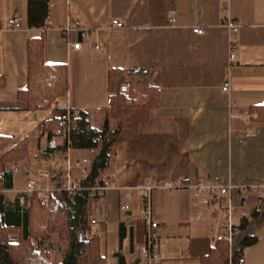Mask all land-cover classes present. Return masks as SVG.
Segmentation results:
<instances>
[{"label":"crops","instance_id":"obj_1","mask_svg":"<svg viewBox=\"0 0 264 264\" xmlns=\"http://www.w3.org/2000/svg\"><path fill=\"white\" fill-rule=\"evenodd\" d=\"M49 1L51 27L44 58L48 64L67 65L68 92L51 104L44 99L41 108L30 111L16 93L28 82V39L38 37L41 30L27 25L28 0H0V77L5 80L0 88V134L13 142L27 137L32 151L29 159L10 162L19 172L5 194L29 188L31 178L51 170L56 162L88 158L92 163L94 151L72 149L67 132L50 138L41 135L39 125L68 110H83L96 125L103 124L97 113L109 103L110 70L145 68L149 82L160 89V102L153 108H132L131 117L127 112L112 161L103 172L114 187L97 194L91 217L96 223L88 224L100 239L102 255L108 264H119L117 252L125 256L126 264L139 262L136 222L142 191H133L139 207L132 204L125 211L121 204L127 199L126 189L144 180L172 186L156 189H177L167 195L172 197L167 203L151 192L152 218L158 225L168 221L167 209L175 211L179 224H190L194 200L180 184L232 182L250 187L243 196L233 193L232 217L238 225L264 195V122L252 109L264 108V0ZM14 15L22 18V28L7 29L6 22ZM113 20L124 26L113 27ZM228 20L238 28L231 30ZM75 22L88 38L81 31L64 32ZM197 27L205 28V34L195 33ZM78 41L80 47L74 48ZM232 52L236 62L230 60ZM227 82L229 89L224 90ZM128 83L131 88L129 80L123 85ZM49 148L53 151L48 153ZM20 164L27 170L21 172ZM73 178L82 180L79 170L73 171ZM60 181L63 184V178L51 184L59 186ZM181 194L186 201L178 197ZM156 202L164 205L154 207ZM207 212L217 222L216 234L209 233L211 240L208 237L197 251L180 243L171 252L164 248L166 259L161 256L156 264H200L228 215L221 206ZM120 223L125 225L122 241ZM257 234V242L241 254L244 262L235 264H264V225Z\"/></svg>","mask_w":264,"mask_h":264},{"label":"trees","instance_id":"obj_2","mask_svg":"<svg viewBox=\"0 0 264 264\" xmlns=\"http://www.w3.org/2000/svg\"><path fill=\"white\" fill-rule=\"evenodd\" d=\"M49 14V0H28L27 25L41 30V34L28 39V82L26 87L17 91L16 97L30 111L41 108L42 100L46 99L51 104L68 92L67 65L48 64L44 58L46 32L51 27ZM127 80L131 83L128 96L121 92V86ZM4 85L5 80L0 77V88ZM108 90L109 103L97 113L104 119L103 124L96 125L89 113L79 110L67 126L59 125L56 118L39 125L41 135L47 134L50 138L67 132L72 149L94 151L89 173L79 181L82 187H94L104 182L103 172L112 161L127 110L153 108L160 102V89L149 82L145 68L111 69ZM252 109L257 113V120L264 122V108ZM52 151L51 148L47 150L48 153ZM31 155L27 137L13 142L10 136L0 134V264H55L51 249L54 237L58 241V264H108L101 253L99 237L92 233L85 235L97 193L90 194L84 189L74 194L55 190L47 204L40 200L38 191L29 195L20 192L10 197L5 194L4 191L14 186V175L6 169V164L21 162ZM263 225L264 195L252 212L241 218L238 224L240 233L233 243L230 245L217 240L202 256L200 264H230V261H235L244 248L257 242L258 228ZM124 226L120 223V241L126 235ZM130 235H133L132 229ZM116 255L119 264H126L121 252Z\"/></svg>","mask_w":264,"mask_h":264},{"label":"built area","instance_id":"obj_3","mask_svg":"<svg viewBox=\"0 0 264 264\" xmlns=\"http://www.w3.org/2000/svg\"><path fill=\"white\" fill-rule=\"evenodd\" d=\"M226 4V3H225ZM113 27H123V22L119 20L112 21ZM227 26L231 30H236L238 28L237 24L228 20ZM7 29H20L22 28V18L19 15H14L9 18L6 22ZM73 31H81L83 38H88L89 33L87 31H82L77 22L69 24L64 29L66 34H69ZM194 32L198 34H205L206 29L202 27L194 28ZM81 41H78L73 44L74 48H79ZM96 48H99V45H96ZM231 62H236V56L232 52L230 54ZM224 90L229 89V82L224 84ZM130 90V84H125L121 87V92L126 93ZM77 115V111L68 110L63 114H58L56 119L59 122V125L67 126L72 118ZM8 169L12 171L13 175L19 172L18 166L13 163H8ZM91 161L88 158H78V159H66L61 162H56L53 164L51 170L40 171L37 174L36 178L30 179L29 188L22 191L23 194L29 195L32 191L39 192V198L44 203L47 204L50 196L55 190H64L68 191L70 194H74L77 190H87L90 194L97 193L101 194L114 187L112 183L107 180H104L102 184H98L94 187H82L79 185V181L73 178V171L79 170L81 174V179L85 178L90 170ZM63 178V184L56 186L51 184V180ZM40 179H44L45 183L41 184ZM171 188L172 186L168 183H151L149 180H144L141 184L134 188H127L125 192L126 200L122 202L121 208L125 211L131 209L133 202V191L138 189L142 191L141 200L143 202V216L147 223V226L153 230L158 227V223L152 218L151 211V192L156 188ZM178 187H184L190 190L194 200V206L196 208L197 218H201L206 214L207 209H210L213 206H221L225 208L228 215L223 223L222 230L216 236V240L228 242L230 245L233 243L234 238L240 233L238 225L233 221V193L238 192L241 196L245 195L248 191V187L245 185H238L232 182L222 183V182H209V183H189L185 182L180 184ZM24 196H22V200ZM96 223L95 219L90 221V224ZM89 224V225H90ZM91 234L90 226L86 230V237ZM155 238L150 235L146 244L140 250V259L137 264H155L161 259L160 252L155 248ZM236 262H244V256L240 255L235 261H230V264H235Z\"/></svg>","mask_w":264,"mask_h":264},{"label":"rangeland","instance_id":"obj_4","mask_svg":"<svg viewBox=\"0 0 264 264\" xmlns=\"http://www.w3.org/2000/svg\"><path fill=\"white\" fill-rule=\"evenodd\" d=\"M130 94L129 92L124 93V95L128 96ZM42 103V102H41ZM135 109L127 110L128 116L131 117L134 114ZM126 112V114H127ZM125 114V115H126ZM126 120V116L124 118V121ZM123 121V123H124ZM127 122H130V119H127ZM122 123V124H123ZM89 155V153H86ZM8 166V163H7ZM27 165L22 166L20 164V171L23 172L27 170ZM41 169H47V168H41ZM39 169V170H41ZM19 173L21 175L22 173ZM26 185V184H24ZM177 190V189H155L153 190L154 193L158 196L160 201L164 200L166 203L171 200L172 197L167 196L170 194V192ZM8 196H10L8 194ZM180 197L181 201H186V197L181 195H178ZM136 205V207H139L138 201H134L133 203ZM159 204V205H158ZM164 205L162 202L154 203V207H160ZM165 208H163L161 211L164 212ZM195 207L193 206L192 211V220L190 221V224H179L177 217H175V211L167 209L165 210V213L167 214L168 221L166 223H160L157 228L151 230L145 221V218L143 216V205L141 206V211H138V218H137V247L139 251L141 248L146 244L147 238L152 235L156 242H155V248L161 253V256L163 259H166L167 252L164 251V248H167L172 251V249H175L176 247H179V243L182 244H190L192 246L193 251H197L201 244L208 238L211 237L209 233L213 235L216 234L217 231V222L216 219L211 217L208 212L204 216H202L200 219L196 218L195 215ZM58 241L56 237H54V242L51 245V249L53 250L54 254V262L55 264L58 263L59 260V250H58ZM176 248V249H177ZM156 264V263H155Z\"/></svg>","mask_w":264,"mask_h":264},{"label":"water","instance_id":"obj_5","mask_svg":"<svg viewBox=\"0 0 264 264\" xmlns=\"http://www.w3.org/2000/svg\"><path fill=\"white\" fill-rule=\"evenodd\" d=\"M80 236H82V234H80Z\"/></svg>","mask_w":264,"mask_h":264}]
</instances>
